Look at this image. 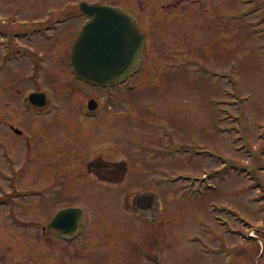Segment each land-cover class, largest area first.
<instances>
[{"label":"rangeland","instance_id":"obj_1","mask_svg":"<svg viewBox=\"0 0 264 264\" xmlns=\"http://www.w3.org/2000/svg\"><path fill=\"white\" fill-rule=\"evenodd\" d=\"M23 1L0 0V25L10 19L2 26L20 32L26 29L20 20L37 18L30 11L31 0ZM192 1L183 5L190 9L176 23L180 25L177 29L168 24L171 27L163 33L157 28L155 33H147L143 72L131 78L127 86L111 89L115 100L122 103H111L110 109L104 101L107 96L104 99L99 95L106 106L100 120H83L76 111L71 121L74 127L65 122L50 125L58 140L63 139L67 148L75 143L80 153H89L84 154L87 158L95 152L110 153L111 148L123 153L127 146L121 139H137L146 145L144 156L131 157L134 161L123 192L121 187V192L114 190L118 196H106L96 188L88 189L81 180L77 189L64 194V205H75L85 212L89 227L82 243L44 237L41 228L14 226L9 218L11 211L16 214V207L6 213L8 220L2 212L0 264H23L24 250L33 257L32 264H147L145 258L131 253L133 238L129 235L133 234L141 246L143 236L158 237L155 241L165 244L158 242L157 247L164 248L163 256L169 264H264V206L255 202L262 195L256 187L264 190V0H199L190 4ZM205 7L208 14L200 12ZM142 24L148 31L145 22ZM69 26L72 22L61 26L59 40L43 41L45 64L38 73L27 62L19 61L0 70L2 122L9 125L28 118L20 111L21 94L11 92L8 81L14 78L15 88L23 94L27 85L21 82L22 77H43L44 81L46 77H73L68 67V44L75 35L70 36ZM61 39L64 45L58 44ZM4 48L0 36L1 54ZM53 83L61 84L56 78ZM130 84L135 88L130 89ZM67 94L61 96L64 104L69 108L79 106L77 98ZM117 113L122 114L114 116ZM6 124L0 123L1 132L7 129ZM19 125L23 138L32 135L30 121ZM4 137L12 139V146L17 148V167L12 165L10 169L23 171V181L30 188L42 190L48 186L51 178L47 170H53V164L43 162L38 155L25 167L22 156L27 155L26 149L19 155L21 137L7 131ZM64 142H56V148L61 145L65 150ZM33 143L32 154L39 148L35 150ZM154 147L161 155L157 160L149 155ZM0 169L3 173L7 170L4 162L0 161ZM7 182L0 175V188L5 192ZM146 190L155 191L162 200L163 215L155 223L138 218L121 199ZM29 201L42 202L38 197ZM22 219L36 217L24 215ZM243 226L249 227L250 233L254 228L257 238L242 241L240 233L247 236ZM15 250L16 256L9 259ZM159 259L163 260L160 255Z\"/></svg>","mask_w":264,"mask_h":264},{"label":"flooded vegetation","instance_id":"obj_2","mask_svg":"<svg viewBox=\"0 0 264 264\" xmlns=\"http://www.w3.org/2000/svg\"><path fill=\"white\" fill-rule=\"evenodd\" d=\"M161 0H31L28 5L32 7L30 10L32 13H36L35 19L31 22L27 20H23L22 23H25L26 29L23 31H14L10 28L5 29V33H10V41L7 43V47L4 48L2 54L0 53V70H6L11 62H16L17 60L25 61L29 64L32 71L35 70L34 73H38V70L41 68L42 64H45L44 58L45 53L42 51L45 48V43L43 41H53L55 38L59 40L60 28H63V24L72 22V26L66 27L68 32H70V36H74V39L80 32L82 26L85 22L90 18L88 14L81 8L82 3H87L90 5H107L112 7H120L125 12L130 13L135 19L136 23L141 27L144 32L147 33H155V29L160 30L159 32H165L167 28L171 26L168 24H174L173 27L176 29L180 26L176 24L180 17L184 16L188 13L190 8H186L185 5L188 0H179L178 4L173 3H160ZM25 2V0H24ZM23 3V2H22ZM192 3H200L199 0H194ZM173 4V5H172ZM189 4V3H186ZM172 5V7H171ZM37 8L34 10L33 8ZM201 13L208 14L209 10L207 7L200 8ZM18 13V12H17ZM147 18H153L155 21L148 20ZM167 18H170L167 20ZM142 21L145 22L146 26L149 28L146 31L145 27L142 24ZM5 23V22H4ZM3 23V24H4ZM155 24V25H154ZM5 26V25H4ZM7 27V26H6ZM51 32V33H50ZM20 37V38H17ZM27 40L26 42H18V40ZM38 41H34V39H38ZM16 39V41H15ZM42 39V40H41ZM148 41V36L146 38V44ZM59 45H64V39H61L58 43ZM147 47V45H146ZM3 61V62H2ZM1 77V75H0ZM54 80L58 79L60 83H53L54 80H48L46 77L45 81L43 77H22L20 78L22 83H26L27 88L26 91L22 94L21 90L15 88L14 78L11 81H8L9 89L13 93L21 94V104L20 111L27 115L28 118L16 119L13 123L7 125L2 122L0 118V123L6 124L7 130L12 132L14 135L22 137L19 139V142H22V145L19 147V155L22 150L27 151L22 156V160H25L27 163H32L35 160V157L39 155V157L43 160V162H50L53 165V170H47L49 173V177L51 178V183L43 187L42 190H38L37 187L30 188L29 185L24 182L23 176L21 175L18 183L22 188H28L29 196L26 198V202H23L22 205L19 203L16 207V215L12 218H9L12 221L18 223V220H23L25 216L28 217H36L34 220H26L31 224L42 225L44 232H46L49 238L62 239L64 241V237H60L57 234H54L50 230H45V227L54 219V217L59 213V211L65 208H74L78 207L75 205H64V194L67 191H71L73 189H77L80 185V181L83 180L86 182V176L84 173L87 172L89 176H93L99 184L106 186L105 189L113 190L114 188L121 187L123 181L130 171V160L131 157L137 156L142 157L147 152V146L142 143H137L136 147L133 148V145H127V148H124L123 153H119L117 149L115 151L111 149V153H92L87 156L84 154H89L87 151L79 152V146L75 143H70L68 148L63 139L60 138L59 142H64L63 147L60 145L59 148L57 146V139L54 135V130L50 127V125H55L58 122L70 123L74 118V113L76 111L83 114L85 117L90 116V112H86V107L83 105H79L77 107L69 108L64 104L61 96L62 94H66L67 96H74L78 98H86L87 104L91 99L99 102V97L102 95V88L93 87L88 89L89 86L85 85L86 83L80 80L78 77H52ZM52 85L51 88L44 89V86ZM64 90V91H63ZM46 93L49 94L51 98V103H55V105L50 106L46 110H43L41 106L42 97H46ZM31 94H39L34 99L33 106L29 101H27V97ZM88 106V105H87ZM41 108V109H40ZM67 110V111H66ZM2 113V106L0 105V115ZM91 118H95L91 116ZM51 120L52 123H48V120ZM32 123V135L25 136L23 138V132L20 134L16 129H19L16 125V122L19 124H27L28 122ZM48 123V125H46ZM39 129L41 131L39 132ZM5 130H2L0 127V161L7 162L11 161L14 158L13 154L10 158L9 153H7V149L14 152L17 148L12 146V144H7L5 142L6 139L4 137ZM21 131V130H20ZM19 133V134H17ZM33 139H36V142L33 143ZM34 145V149L37 150V146H39L38 150L32 154V145ZM51 144V148L50 147ZM25 146V147H24ZM27 146V147H26ZM66 146V147H65ZM4 147V148H2ZM31 147V149H30ZM62 147V148H61ZM29 150H28V149ZM5 149V150H4ZM153 151V152H152ZM149 155L152 154V158L156 160L160 157V154L157 152L156 148L152 149ZM3 152V154H2ZM154 152L158 153L157 157H154ZM119 156L113 160L112 157ZM25 157V158H24ZM144 158V157H143ZM150 160V159H149ZM155 161V160H154ZM6 173V171H5ZM3 172L0 169V175ZM24 182L23 185H21ZM27 184V186L25 185ZM93 187V185H92ZM95 187V186H94ZM87 188L90 189V185L87 184ZM42 200L41 203H31L29 201L30 198H36ZM58 203V204H57ZM20 205V206H19ZM18 206V207H17ZM14 209V208H13ZM33 211V213L26 215V211ZM4 218L8 220V217ZM71 222L70 228H64L63 224L60 223V229L63 231L73 229L75 225L80 223V219L77 218H69ZM89 225L86 222L83 224L80 223V232L79 236L76 238L82 237V241L84 240V235L87 232ZM89 237L91 236L88 234ZM75 239V240H76ZM159 241H155L156 245ZM92 247L91 243H89L88 248ZM23 253V264H30L31 256L28 254V250H24ZM158 251L161 252L162 248L159 247ZM18 251H14V254L9 257L11 259L13 256H16ZM90 252V251H88ZM92 253V252H91ZM8 259V260H9ZM162 264V262H158Z\"/></svg>","mask_w":264,"mask_h":264},{"label":"water","instance_id":"obj_3","mask_svg":"<svg viewBox=\"0 0 264 264\" xmlns=\"http://www.w3.org/2000/svg\"><path fill=\"white\" fill-rule=\"evenodd\" d=\"M85 8L93 17L72 47V66L80 77L87 80L97 83L122 82L139 68L143 59L144 37L133 18L120 8ZM134 204V211L151 222L162 215L161 200L153 193L139 194ZM59 217L65 221L69 217L82 220L83 213L79 209H69L61 212Z\"/></svg>","mask_w":264,"mask_h":264}]
</instances>
